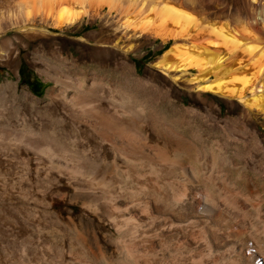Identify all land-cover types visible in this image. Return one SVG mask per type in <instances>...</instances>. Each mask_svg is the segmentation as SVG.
I'll return each instance as SVG.
<instances>
[{"label": "bare ground", "instance_id": "1", "mask_svg": "<svg viewBox=\"0 0 264 264\" xmlns=\"http://www.w3.org/2000/svg\"><path fill=\"white\" fill-rule=\"evenodd\" d=\"M169 2L20 0L5 21L23 37L47 40L49 29L79 30L83 20L100 19L102 8L110 14L124 5L121 21L136 38L170 43L152 67L157 73L146 74L168 89L181 82L191 94L190 103L181 100L174 116L198 108L218 121L237 105L248 120L254 109L264 114V48L258 36L239 21L236 35L227 24L203 23ZM39 15L47 25L34 23ZM61 42H51L55 55L65 50V39ZM80 42L79 56L71 52L67 59L84 69L74 78L54 73L52 81L61 89L49 96L62 102L68 116L97 142L84 145L79 154L65 139L40 129L0 128V158L16 166L10 183L0 175V264H264L263 201L254 183L227 186L223 193L206 181L187 150L162 137L167 135L162 126L101 86L103 68L83 62L95 48L109 56L110 49L129 51L117 43L103 49L102 29ZM6 50L1 58L15 63L20 49L7 45ZM219 99L227 104L224 113L216 107ZM150 133L161 138L154 155L145 153Z\"/></svg>", "mask_w": 264, "mask_h": 264}, {"label": "rangeland", "instance_id": "2", "mask_svg": "<svg viewBox=\"0 0 264 264\" xmlns=\"http://www.w3.org/2000/svg\"><path fill=\"white\" fill-rule=\"evenodd\" d=\"M19 1L0 0V128L40 129L47 136H54L56 140L65 139L69 148L79 154L86 145L96 143V138L84 133L73 121V118L68 116L69 113L66 112L65 105L52 99L49 92L54 88L57 92L61 89L52 81V78L56 77L54 73L55 75L62 73L63 76L74 78L84 69L79 64L80 62L75 64L68 61V54L75 52L74 55L79 56L80 52L77 48L82 44L80 40L86 38L89 32L102 29L106 44L102 46L103 49L104 47L110 49L117 43L122 50L123 48L127 49L129 53L124 55L116 49H110L112 52L109 56L101 50H96L95 47L101 45L86 43L91 48H95V54L89 56L90 54L87 53L86 60H90L86 61L84 58L83 62L91 67L104 69L105 74L100 77L102 81L104 79L101 86L116 91L120 99L131 109H143L146 116L164 128L167 135L161 136L164 139L173 138L187 150L192 157L191 165L193 167L199 165L204 172L206 181L219 191L222 190L225 193L227 186L242 188L253 182L260 201H263L260 202L259 210L264 212L263 112L254 109L252 117L248 120L244 117L241 105H237L225 119L222 118L218 121L212 118L213 116H208L205 110L198 108L189 114L180 117L174 116V112L177 110L176 106L181 100L185 104L190 103L191 94L189 96V92L181 82V85L179 83L173 86V89H168L160 79L146 74L148 71L157 73L152 67L170 43L163 46L159 40L149 42L142 36L136 38L138 35H135L130 28H124V21H121L123 20L121 13H123L124 5L120 9H115L116 11L112 10L110 14L107 6L102 8L100 19L96 21L83 20L79 30L75 26L63 32L49 29L48 32L51 35L46 40L23 37L13 30L14 24H7L12 18L9 11H14L16 3ZM167 1H170V4H176L174 6L181 8L182 12L191 17L201 19L203 23H215L217 27L227 24L226 26H229L227 29L232 33L237 31L236 33L239 34V26H237V21H239L251 33L258 36L260 45L264 48V0H253V2L251 0H193L195 5L197 4L194 8L189 6L188 0ZM199 6L201 7L199 8ZM41 19L39 15L35 19L36 21L34 20L38 27L47 25ZM63 39L67 44L65 50L57 52L59 55H55L51 52L52 43L60 45ZM187 41L189 40L185 39V44H188ZM7 45L14 51L20 49L19 58L15 63L1 58L7 51ZM53 47L57 46L53 45ZM115 52L117 57L114 59ZM118 56L122 60V62L120 61L122 64H117ZM111 62L112 64H110ZM118 65H120L119 68ZM107 68L108 70H106ZM87 71L93 73L92 69H87ZM71 82L70 84H72ZM69 92L72 93L71 90ZM216 104L217 109L220 107L223 113L226 112L225 100L219 99ZM113 138L117 137L113 136ZM160 140L161 138L150 133V147L146 148L145 153L154 155L159 147L161 148ZM117 141L120 144L118 138ZM101 147L108 155L111 154L107 146L101 145ZM119 161L122 163L123 160ZM92 163H97V161ZM135 167L142 172H147V167H139V165H135ZM15 171V165L0 158V175L4 177L3 182L10 183L8 181L12 180ZM61 208L62 206H59L58 209Z\"/></svg>", "mask_w": 264, "mask_h": 264}]
</instances>
